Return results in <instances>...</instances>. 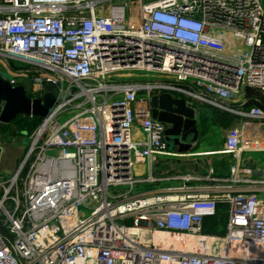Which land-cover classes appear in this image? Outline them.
Wrapping results in <instances>:
<instances>
[{
  "label": "built area",
  "instance_id": "2783aa9c",
  "mask_svg": "<svg viewBox=\"0 0 264 264\" xmlns=\"http://www.w3.org/2000/svg\"><path fill=\"white\" fill-rule=\"evenodd\" d=\"M263 37L262 0H0L1 73L57 102L0 177V264H264V163L245 124L229 129V178L162 184L151 107L170 93L263 123L248 96L264 97ZM219 205L226 232L209 234Z\"/></svg>",
  "mask_w": 264,
  "mask_h": 264
},
{
  "label": "crops",
  "instance_id": "0c3cea01",
  "mask_svg": "<svg viewBox=\"0 0 264 264\" xmlns=\"http://www.w3.org/2000/svg\"><path fill=\"white\" fill-rule=\"evenodd\" d=\"M187 99L190 105H194L198 109L200 137L188 152H180L178 146H174L168 149L170 155L159 157L152 167V174L158 177L171 178L169 181L161 182L162 184L174 185V183L183 182V177L185 176L229 178L231 174L229 172L230 164L236 161V156L234 153H228L225 150L226 133L230 127L238 126L241 123L245 124L242 127V132L247 138L255 139V143L259 147L257 150L250 151L248 157H252L255 163H259L255 159L254 153L264 154V122L258 123L256 120L238 116L191 97ZM242 99V96H238V100ZM233 106L238 107L237 104H233ZM210 109H212L213 114L210 113ZM223 115L227 118H232H229L228 125L222 121ZM216 118L220 121L218 122ZM136 173L139 176L141 175L140 177H146V167L139 165ZM138 185L145 187V190L155 186V184Z\"/></svg>",
  "mask_w": 264,
  "mask_h": 264
},
{
  "label": "water",
  "instance_id": "95a60500",
  "mask_svg": "<svg viewBox=\"0 0 264 264\" xmlns=\"http://www.w3.org/2000/svg\"><path fill=\"white\" fill-rule=\"evenodd\" d=\"M264 5V0H262ZM264 40V37H263ZM43 96L29 94L26 85L13 86L0 72V123L9 124L19 115L44 118L56 106V98L51 93L54 86L48 85ZM152 117L165 123V137L168 147L178 146L180 152H188L197 143L199 135L198 109L190 105L186 97L170 93L154 94L151 98ZM3 147L0 146V159ZM1 163V160H0Z\"/></svg>",
  "mask_w": 264,
  "mask_h": 264
},
{
  "label": "rangeland",
  "instance_id": "374dc122",
  "mask_svg": "<svg viewBox=\"0 0 264 264\" xmlns=\"http://www.w3.org/2000/svg\"><path fill=\"white\" fill-rule=\"evenodd\" d=\"M0 72H1V70H0ZM5 76L9 77L8 75H5ZM16 79H17V82L19 83V85L20 84L26 85L29 94H33L32 84H30V80H28L25 76L17 77ZM137 80H144V79L140 78ZM40 94L41 93H35L36 96H40ZM210 113L213 114L212 109H210ZM73 114L74 113H72V112L61 113L60 116L58 117V121L65 122V120L70 118ZM229 118L232 119L231 117H229ZM229 118H227L225 115H223L222 121H224L225 124L228 125ZM217 121H218V119H217ZM217 124L220 126L219 123H217ZM230 128H232V127H230ZM229 129H228V132L226 133V140L229 137V134H228ZM224 130H226V129H224ZM27 142L28 141H27V137L25 136V134L19 135L18 137H15V138H4V139L0 140V145L3 146V154H2L1 159H0L1 160V163H0V177L1 178H3V179L10 178L15 174L18 165L22 162V157H23L25 147L27 146ZM225 143H226V141H225ZM254 157L259 163H264V154L254 153ZM153 188H156V185ZM153 188H149V189H153ZM144 190H145V187H141L139 185L135 188V192L144 191ZM224 210L226 211L225 215H224L226 217V215H228L227 206H224ZM225 217L223 220H221V222H222L221 224L226 231L225 226H226L227 218L225 219ZM128 224H131V222L129 221ZM220 228H219V231H220Z\"/></svg>",
  "mask_w": 264,
  "mask_h": 264
},
{
  "label": "trees",
  "instance_id": "16d2710c",
  "mask_svg": "<svg viewBox=\"0 0 264 264\" xmlns=\"http://www.w3.org/2000/svg\"><path fill=\"white\" fill-rule=\"evenodd\" d=\"M33 95V94H31ZM248 96H251V98L254 99H259L258 104L259 106H262L264 108V101H260V98H257L255 96H259L262 99H264V97L260 96L257 92H255L254 90L249 89L248 90ZM252 105H254V102H250L249 104H247V107H251ZM2 107L3 105L0 104V113L2 111ZM41 119L42 118H38V117H33V118H29L28 116L25 115H19L13 123V125H16V129H14L12 127V125L10 124H6V123H0V140L4 139V138H15L19 135H23V134H30L32 133L37 127L38 125L41 123ZM224 206L225 205H219V214L216 217L210 218L206 220V224H205V231L209 234H219V235H223L225 234V229L222 226V222L221 220L224 219V215H225V210H224ZM227 214V213H226ZM228 215H226L225 219L227 218ZM222 229H221V228ZM220 228V231H219Z\"/></svg>",
  "mask_w": 264,
  "mask_h": 264
},
{
  "label": "flooded vegetation",
  "instance_id": "af4514ba",
  "mask_svg": "<svg viewBox=\"0 0 264 264\" xmlns=\"http://www.w3.org/2000/svg\"><path fill=\"white\" fill-rule=\"evenodd\" d=\"M2 109H3V107H2ZM15 121V120H14ZM14 121H11V122H14ZM9 123L10 125H12V127L14 128V129H16V125H13V123Z\"/></svg>",
  "mask_w": 264,
  "mask_h": 264
}]
</instances>
